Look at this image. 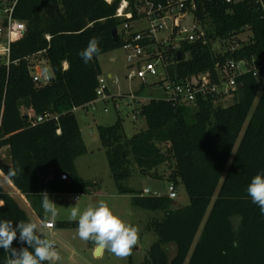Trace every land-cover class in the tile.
<instances>
[{"label": "trees", "instance_id": "trees-1", "mask_svg": "<svg viewBox=\"0 0 264 264\" xmlns=\"http://www.w3.org/2000/svg\"><path fill=\"white\" fill-rule=\"evenodd\" d=\"M137 1L128 0L132 19L116 17L122 0L17 2L14 18L25 23L26 31L11 42L9 55L0 60V172L41 219L45 217L42 192H89L90 183L80 179L76 166L87 146L74 110L97 101L103 74L99 57L123 47L120 28L140 18ZM11 2L0 0V6ZM196 16L205 38L184 43L181 58L175 54V63L168 66L172 81L203 74L218 80L216 64L228 58L256 64L264 75L260 4L229 6L222 0H201ZM114 28H118L117 41ZM246 30L252 32L251 40L235 51L214 50L213 42L226 44ZM92 37L99 38L100 53L84 63L79 53ZM38 54L45 55L52 69L51 82L43 86L32 75L30 59ZM238 82L234 103L227 107L215 104L213 98L199 99L196 106L176 105L164 100L159 90L149 91L159 82L142 84L137 95L158 97L138 106L146 130L129 138L121 118L98 127L119 193L134 194L132 204L137 209L163 214L147 223L158 240L140 264H264V215L247 194L252 178L264 172V84L253 72L239 76ZM45 114L58 118L38 122V116ZM6 148L9 158L3 161ZM132 164L143 175H167L175 186L183 184L190 204L176 207L168 195H143L127 187ZM163 167L169 174L161 173ZM9 169L16 175L10 177ZM0 200L4 202L0 219L11 220L14 226L32 220L30 210L5 190L3 180ZM54 225L77 228L76 221ZM12 247L27 245L17 239ZM4 255L0 248V264ZM129 264H134L132 258Z\"/></svg>", "mask_w": 264, "mask_h": 264}, {"label": "rangeland", "instance_id": "rangeland-1", "mask_svg": "<svg viewBox=\"0 0 264 264\" xmlns=\"http://www.w3.org/2000/svg\"><path fill=\"white\" fill-rule=\"evenodd\" d=\"M2 9L3 7L0 6V16ZM182 24L190 28L197 25V22L194 15L190 13L182 20ZM147 26L148 23L144 18L133 22L134 30L146 28ZM182 37L184 36H175L171 28L157 33V38L161 42L163 49L178 46L182 43ZM251 38L252 32L246 30L244 33L235 36L233 40L226 42V44L219 40L213 42V48L218 52H223L227 48L234 46L237 48L240 46V43H247ZM1 45L4 46V44ZM132 52V49H125L122 47L101 55L99 61L104 71L101 78H103L105 83L109 86L113 95L111 96V93L107 92L109 95L108 99L105 100L100 98L92 105L76 108L74 110L84 142L87 146V152L76 159V166L80 179L90 183L89 192L50 195L49 198L56 204L58 215L55 219L57 221H73L70 218V213L74 206H78L80 210L83 211L90 205H98L100 201L106 202L114 214L119 216L126 224L138 228V243L132 249L131 254L126 258H119L107 250H104L101 255H97V247L95 244L91 241L81 240L77 235V228L63 229L54 227L49 230L45 229L47 238L54 240L55 246L60 253L61 260L58 264H129L131 258L134 264H140L144 261L151 245L158 240L157 235L153 231L147 229V223L153 217L161 218L163 214L137 209L132 204L134 194L119 193L115 178L112 175L108 163L106 148L103 146L98 134L99 126L112 125L117 122L119 118L122 119L124 133L129 138L139 131L147 129V121L145 117L139 114L137 104L129 101V96L134 93L136 94L141 85L146 84L140 78L136 77L134 79H129L128 77L131 68L129 67L127 56ZM0 54V60L6 57V55H4L5 52ZM110 56L115 57L116 61L111 62ZM30 60L34 74L37 68L43 69V75L52 74L51 65L45 55L38 54L33 56ZM65 67H67V64H65ZM136 68V66L133 67V69ZM260 80L262 84H264V75ZM149 91L153 92V88L149 89ZM233 103V97H227L220 101V104L224 107L230 106ZM1 156L2 160L6 161V159H4V150ZM130 168L132 175L125 182L127 187L135 190L136 193H141L147 189L150 191V195H168L170 182L167 175L160 177L143 175L135 164H132ZM160 170L161 173L169 174V170L164 167ZM1 173L0 181L2 182L3 180L5 190L11 195L17 196L15 190L2 178ZM176 188L178 196L173 200L176 207L189 205L190 198L185 186L183 184H178ZM74 197H78V200H73ZM22 205L25 206L24 204ZM47 215L49 218H52L50 214ZM32 217L34 221L37 222L38 217L33 215ZM170 251L171 254L175 252V246L173 244L170 246Z\"/></svg>", "mask_w": 264, "mask_h": 264}, {"label": "built area", "instance_id": "built-area-1", "mask_svg": "<svg viewBox=\"0 0 264 264\" xmlns=\"http://www.w3.org/2000/svg\"><path fill=\"white\" fill-rule=\"evenodd\" d=\"M109 3L113 0H107ZM201 0H165L164 2H154L151 0H138L137 9L139 19L131 23H125L121 29V34L124 38L125 49H132V53L127 56L129 67V79L140 78L146 84H154L159 82L153 90H159L162 98L170 101L176 105H189L196 106L199 99L213 98L215 104H220V101L227 97H235L239 82L238 77L253 72L256 77L261 79L260 66L251 65L247 60H235L228 58L223 62L216 64L218 73V80H213L211 75L203 74L191 77L187 81L176 82L170 79L168 73V66L175 63V54L181 52V47L184 43H193L199 39L205 38V31L201 27L199 20L196 16L198 2ZM229 6H236L249 1H255L260 4L264 13V0H222ZM18 0H12L11 3L6 4L0 16V53L5 52L4 55L8 56L10 51L11 42L20 39L26 31L24 22L14 18V9ZM128 0H122L117 12L116 17L132 19L133 13L128 11ZM192 13L196 19L197 25L188 27L182 24L188 14ZM144 18L148 26L139 30L133 29V22L139 21ZM171 28L172 33L184 36L181 38L182 43L178 46H172L169 49H163L162 44L157 38V33L165 29ZM142 42H147L142 44ZM1 44H4L2 46ZM154 46L152 52L148 48ZM160 46V47H159ZM159 50V52H158ZM232 51L236 47H231ZM2 51V52H1ZM171 51V53H169ZM1 55V54H0ZM3 55V54H2ZM187 58V56H186ZM136 66V69L133 67ZM43 69L37 68L36 73L32 75L34 81L38 86L49 84L52 79L51 74L43 75ZM111 77V75H110ZM193 82L198 83L195 86ZM101 86L97 91L98 99H108V87L103 78L100 79ZM152 99H158L153 96H143L133 94L129 96L131 103H136L139 106L142 102H148ZM57 116L45 114L38 116V122H44L51 119H57ZM60 132V131H58ZM66 179V175H62ZM168 197L170 199L177 198V188L174 183H170L168 187ZM143 195H150V191L145 189ZM73 200H78L74 197ZM48 226L45 229H53L55 227L53 221L47 222Z\"/></svg>", "mask_w": 264, "mask_h": 264}, {"label": "clouds", "instance_id": "clouds-1", "mask_svg": "<svg viewBox=\"0 0 264 264\" xmlns=\"http://www.w3.org/2000/svg\"><path fill=\"white\" fill-rule=\"evenodd\" d=\"M100 53L99 38H90L88 45L79 55L88 63ZM16 171L9 169V176ZM247 194L252 203L264 215V172L256 174L247 186ZM42 208L46 216L39 222L20 220L15 226L8 219H0V248L5 252L4 264H58L61 260L54 240L47 238L45 228L48 215H58L56 204L47 192H42ZM3 207V204H0ZM70 218L77 222V235L83 241H92L101 250H107L119 258H126L138 243V228L126 224L114 214L109 205L100 201L96 206H88L83 211L78 206L72 207ZM19 240L27 247L13 248V242Z\"/></svg>", "mask_w": 264, "mask_h": 264}, {"label": "crops", "instance_id": "crops-1", "mask_svg": "<svg viewBox=\"0 0 264 264\" xmlns=\"http://www.w3.org/2000/svg\"><path fill=\"white\" fill-rule=\"evenodd\" d=\"M110 58V61L111 62H115L116 61V58L115 57H113V56H110L109 57ZM101 64V63H100ZM101 67H102V71H103V66H102V64H101ZM103 73H104V71H103ZM111 75V74H110ZM107 87H108V92H110L111 93V90H110V88H109V86L107 85ZM113 94L111 93V96H112ZM4 152H5V156H4V159H6V160H8V151H7V148L6 149H4ZM1 173V172H0ZM1 176H2V178L5 180V181H7L9 184H10V186L15 190V194L17 195V196H15V195H13L14 197H16L22 204H24L29 210H31V214H30V217H31V219H32V221H34V219H33V217H32V215L33 216H35V217H38V220H37V222H39L40 220H41V218H39V216L35 213V211L32 209V207H31V204H30V202L26 199V197L23 195V194H21V192L5 177V175H3L2 173H1ZM1 182V181H0ZM52 196H54V195H59V194H51ZM18 196H20V197H18ZM48 196H50V195H48ZM0 204H4V202L2 201V200H0ZM45 216H46V214H44ZM48 221H53V222H55V221H57L55 218H49L48 217V220H47V222ZM34 222H36V221H34ZM49 230V229H48ZM103 251L104 250H102V252L101 253H103Z\"/></svg>", "mask_w": 264, "mask_h": 264}, {"label": "water", "instance_id": "water-1", "mask_svg": "<svg viewBox=\"0 0 264 264\" xmlns=\"http://www.w3.org/2000/svg\"><path fill=\"white\" fill-rule=\"evenodd\" d=\"M113 36H114V39H115V41H117L118 40V28H114V30H113ZM153 49H154V46H151V47H149L148 48V51L149 52H152L153 51ZM179 58H181V53L179 52ZM194 84H195V86H198L199 84L198 83H196V82H193ZM149 176H154L155 174L154 173H150V174H148ZM101 249H99V248H97V250H96V254L97 255H100L101 254Z\"/></svg>", "mask_w": 264, "mask_h": 264}, {"label": "bare ground", "instance_id": "bare-ground-1", "mask_svg": "<svg viewBox=\"0 0 264 264\" xmlns=\"http://www.w3.org/2000/svg\"><path fill=\"white\" fill-rule=\"evenodd\" d=\"M111 1V0H110ZM102 252V251H101ZM101 255V254H100Z\"/></svg>", "mask_w": 264, "mask_h": 264}]
</instances>
